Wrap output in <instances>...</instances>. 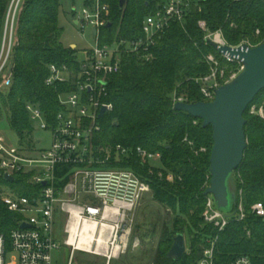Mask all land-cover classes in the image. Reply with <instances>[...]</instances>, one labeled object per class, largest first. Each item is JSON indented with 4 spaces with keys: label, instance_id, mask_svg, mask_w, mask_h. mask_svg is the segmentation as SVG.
<instances>
[{
    "label": "trees",
    "instance_id": "1",
    "mask_svg": "<svg viewBox=\"0 0 264 264\" xmlns=\"http://www.w3.org/2000/svg\"><path fill=\"white\" fill-rule=\"evenodd\" d=\"M93 1L84 0L83 5L89 7ZM120 1H123L122 8ZM163 1L99 0L109 9L110 25L100 31V44L140 38L142 21ZM9 2L0 0V45ZM58 15L59 0H24L18 16L7 80L9 86L5 91L0 90V115L17 137V146L22 148H31L33 140L26 105L38 107L46 121L52 123L60 111L58 96L71 90L69 85L46 86L48 67L78 69L75 50L61 43ZM199 21L205 22L210 33L220 31L231 47L248 42L254 48L264 42L262 0L202 1L200 11L190 9L183 25L170 24L152 50L151 62L123 57L120 73L110 78L107 87L106 101L113 108L98 120V131L92 138L94 146L99 148L120 145L131 149L133 154L128 158L107 164L133 172L148 185L153 199L172 211L174 218L170 226L161 230L152 264H197L202 258L205 240L217 234L212 226L202 222L207 200L204 191L210 180L211 129L202 128L200 120L176 112L172 105L173 94L182 97L187 104L202 102L194 79L209 73L204 61L207 54L219 58L216 50L204 42V33L197 26ZM220 61L233 68L236 65V62ZM251 105L264 108V90ZM249 106L243 115L247 145L242 162L233 173L236 204L242 202L245 219L242 222L232 219L218 234L214 264H231L239 256H247L252 264H264V222L250 213L253 204H264V120L250 115ZM185 139L193 144L192 148ZM138 148L159 154L160 168L138 158L134 153ZM201 148L206 152H198ZM168 174L173 175L174 182L165 180ZM3 178L0 170V235L8 241L19 217L2 204L3 188L8 187L26 197L34 191L27 185L26 175H15L13 182H5ZM177 235L187 236L188 252L172 260L168 253Z\"/></svg>",
    "mask_w": 264,
    "mask_h": 264
},
{
    "label": "built area",
    "instance_id": "2",
    "mask_svg": "<svg viewBox=\"0 0 264 264\" xmlns=\"http://www.w3.org/2000/svg\"><path fill=\"white\" fill-rule=\"evenodd\" d=\"M202 1L164 0L142 21L140 38L117 39L105 45L100 44L99 33L109 24L108 7L94 0L89 7L83 6L80 13L74 12L75 26L81 33L90 29L94 47L78 60L76 70L66 66L48 67L46 86L61 84L71 87L70 91L58 96L60 111L52 123L46 121L38 107L30 104L25 107L32 127L36 125L50 133L49 148L37 151L33 140L31 148L12 147L0 138V170L3 177H12L14 181L15 175H26L27 185L34 191L29 197L21 196L8 187L1 192L2 204L9 212L18 215L19 221L10 232L8 241L0 235V264H55L53 254L62 247L70 250V259L75 252H80L102 258L103 264H112L126 249L129 234L126 220L140 198L149 192V187L133 172L107 164L128 158L133 154L131 149L120 145L99 148L92 142L94 133L98 131L101 110H106L105 115L113 108L106 101L108 82L120 73L123 57L151 62L152 50L170 24L183 25L190 9L200 11ZM23 3L24 0H10L5 13L0 45V84L10 77L17 20ZM197 26L204 33L206 44L212 42L218 47H231L220 31L210 33L204 21H199ZM242 45L253 48L248 42L237 47ZM220 59L228 63L236 62L240 68L234 72ZM204 61L209 73L194 81L199 86L202 102L209 103L214 100L216 90L231 82L242 66L223 54H219V58L207 54ZM176 103L186 102L173 94L172 105ZM248 113L264 120L262 106L251 105ZM184 141L193 147L191 142ZM198 152L205 153L206 149L201 148ZM134 153L149 163L160 161L159 154H150L139 148ZM165 180L172 183L174 177L168 174ZM250 213L264 222V204H253ZM232 219L244 221L241 201L235 205L233 212L225 214L216 210L213 199L207 196L202 222L212 226L217 234L205 240L202 258L197 264H214L218 234ZM23 225L26 227L22 228ZM231 264L252 263L247 256H239Z\"/></svg>",
    "mask_w": 264,
    "mask_h": 264
},
{
    "label": "water",
    "instance_id": "3",
    "mask_svg": "<svg viewBox=\"0 0 264 264\" xmlns=\"http://www.w3.org/2000/svg\"><path fill=\"white\" fill-rule=\"evenodd\" d=\"M119 7H123V1L119 2ZM106 27L109 28L110 25ZM209 44L219 54L239 62L241 71L231 82L216 90L212 102L176 103L173 108L176 112L200 120L202 128L211 129L212 147L208 168L210 180L204 196H211L216 210L229 214L236 205V194L230 188V180L242 162L247 145L243 115L256 96L264 90V42L254 48L247 45L232 48L218 47L212 42ZM105 111L104 108L101 110L99 118ZM3 179L5 182H13L12 177L4 176ZM184 253V237L177 235L168 258L176 260Z\"/></svg>",
    "mask_w": 264,
    "mask_h": 264
},
{
    "label": "rangeland",
    "instance_id": "4",
    "mask_svg": "<svg viewBox=\"0 0 264 264\" xmlns=\"http://www.w3.org/2000/svg\"><path fill=\"white\" fill-rule=\"evenodd\" d=\"M84 0H59L58 24L62 29L61 43L70 48L74 45L75 55L78 60L83 59L86 51L94 47V40L90 29L81 33L75 26L73 15L80 13ZM258 35V34H256ZM9 66V65H8ZM240 65L228 66L232 71H238ZM9 83L1 82L0 90H7ZM0 138L12 147L18 145V139L9 129L4 116L0 115ZM32 139L37 151L47 150L50 146V133L33 126ZM39 142V143H37ZM154 168H160L159 162H150ZM230 188L236 194V180L232 176ZM170 209L160 206L154 199L153 193H145L135 205L130 217L126 220L129 234L127 236V247L117 260L112 264H152L155 256L156 246L161 230L164 226H170L173 220ZM184 237L185 252H188L189 241ZM55 264H103L100 257L75 252L70 259V250L62 247L53 254Z\"/></svg>",
    "mask_w": 264,
    "mask_h": 264
},
{
    "label": "crops",
    "instance_id": "5",
    "mask_svg": "<svg viewBox=\"0 0 264 264\" xmlns=\"http://www.w3.org/2000/svg\"><path fill=\"white\" fill-rule=\"evenodd\" d=\"M70 48H75V46L74 45H71Z\"/></svg>",
    "mask_w": 264,
    "mask_h": 264
}]
</instances>
